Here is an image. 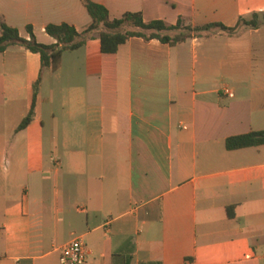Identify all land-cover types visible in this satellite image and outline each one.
<instances>
[{"label":"crops","instance_id":"obj_1","mask_svg":"<svg viewBox=\"0 0 264 264\" xmlns=\"http://www.w3.org/2000/svg\"><path fill=\"white\" fill-rule=\"evenodd\" d=\"M92 1L193 27L264 12V0ZM1 21L52 44L48 24L92 19L82 0H0ZM41 69L21 45L0 53V264H59L66 236L85 239L87 264H264V145L226 147L264 130V25L175 46L133 37L115 54L97 33L42 73L18 131Z\"/></svg>","mask_w":264,"mask_h":264},{"label":"trees","instance_id":"obj_2","mask_svg":"<svg viewBox=\"0 0 264 264\" xmlns=\"http://www.w3.org/2000/svg\"><path fill=\"white\" fill-rule=\"evenodd\" d=\"M82 2L92 19L91 24L83 31H79L74 25L65 22L48 24L46 32L55 39V42L52 44L38 41L31 25H28L26 28L30 35V38L27 39L21 36L18 28L12 27L4 21L0 22V53H4L13 45H21L33 53H38L41 56L42 62L41 75L34 86L32 108L19 124L18 131L26 129L34 118L35 102L42 73L47 69L56 71L65 52L80 49L97 33L100 39L101 51L105 54H115L122 45L126 44L133 37H140L147 41L157 39L162 43L175 46L190 37L200 36L211 29L234 32L241 26L259 28L264 25V12L254 13L250 19L240 18L235 27H227L221 23L193 27L185 25L182 20H179L175 25H168L163 20L146 21L142 12L129 11L124 13L120 18H111L106 6L92 0H82ZM261 16L263 20L260 19ZM261 145H264V130L231 136L226 141L228 150L258 147ZM228 212L230 217H234L232 208H228ZM130 258V256L127 258V264H129Z\"/></svg>","mask_w":264,"mask_h":264},{"label":"built area","instance_id":"obj_3","mask_svg":"<svg viewBox=\"0 0 264 264\" xmlns=\"http://www.w3.org/2000/svg\"><path fill=\"white\" fill-rule=\"evenodd\" d=\"M90 249L81 236L75 237L61 249L59 264H87Z\"/></svg>","mask_w":264,"mask_h":264},{"label":"rangeland","instance_id":"obj_4","mask_svg":"<svg viewBox=\"0 0 264 264\" xmlns=\"http://www.w3.org/2000/svg\"><path fill=\"white\" fill-rule=\"evenodd\" d=\"M261 20H263V17L261 16L260 18ZM46 118L48 119V113H47V110H46ZM75 236H66V239H73Z\"/></svg>","mask_w":264,"mask_h":264}]
</instances>
